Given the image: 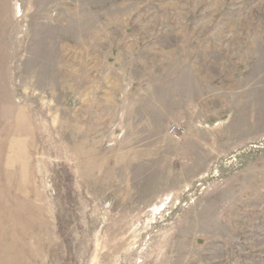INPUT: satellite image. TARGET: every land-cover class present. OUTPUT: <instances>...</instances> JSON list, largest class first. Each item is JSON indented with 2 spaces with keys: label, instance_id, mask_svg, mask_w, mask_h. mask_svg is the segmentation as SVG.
<instances>
[{
  "label": "rangeland",
  "instance_id": "1",
  "mask_svg": "<svg viewBox=\"0 0 264 264\" xmlns=\"http://www.w3.org/2000/svg\"><path fill=\"white\" fill-rule=\"evenodd\" d=\"M0 264H264V0H0Z\"/></svg>",
  "mask_w": 264,
  "mask_h": 264
},
{
  "label": "built area",
  "instance_id": "2",
  "mask_svg": "<svg viewBox=\"0 0 264 264\" xmlns=\"http://www.w3.org/2000/svg\"><path fill=\"white\" fill-rule=\"evenodd\" d=\"M177 131V128L175 126L172 127L171 132Z\"/></svg>",
  "mask_w": 264,
  "mask_h": 264
}]
</instances>
